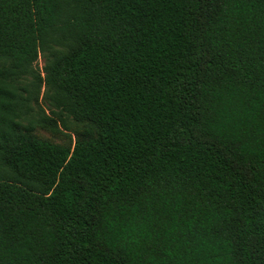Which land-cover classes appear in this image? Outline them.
<instances>
[{"label":"trees","instance_id":"trees-1","mask_svg":"<svg viewBox=\"0 0 264 264\" xmlns=\"http://www.w3.org/2000/svg\"><path fill=\"white\" fill-rule=\"evenodd\" d=\"M0 264H264V0H0Z\"/></svg>","mask_w":264,"mask_h":264},{"label":"rangeland","instance_id":"rangeland-1","mask_svg":"<svg viewBox=\"0 0 264 264\" xmlns=\"http://www.w3.org/2000/svg\"><path fill=\"white\" fill-rule=\"evenodd\" d=\"M46 55L40 54L32 67V75H26L18 80V89L20 95L25 98L23 87L33 81V76L40 74L43 76L42 69L45 65ZM43 117H50L57 122V128L47 129L38 125V121ZM22 127L32 126L33 135L40 141L66 148H73L76 142L84 141L88 138L89 126L86 123L75 122L66 114L53 110L47 99L46 89L43 87L40 91L38 101H30L27 104L24 115L19 121Z\"/></svg>","mask_w":264,"mask_h":264}]
</instances>
